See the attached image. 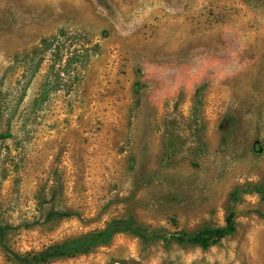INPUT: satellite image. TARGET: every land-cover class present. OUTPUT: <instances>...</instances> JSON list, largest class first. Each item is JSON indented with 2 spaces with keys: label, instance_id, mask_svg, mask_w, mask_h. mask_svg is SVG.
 <instances>
[{
  "label": "rangeland",
  "instance_id": "obj_1",
  "mask_svg": "<svg viewBox=\"0 0 264 264\" xmlns=\"http://www.w3.org/2000/svg\"><path fill=\"white\" fill-rule=\"evenodd\" d=\"M263 182L264 0H0V264L113 220L223 227ZM232 211L205 250L121 233L46 264H264V197Z\"/></svg>",
  "mask_w": 264,
  "mask_h": 264
},
{
  "label": "trees",
  "instance_id": "obj_2",
  "mask_svg": "<svg viewBox=\"0 0 264 264\" xmlns=\"http://www.w3.org/2000/svg\"><path fill=\"white\" fill-rule=\"evenodd\" d=\"M251 193L264 197V182L258 185L248 186L246 189H235L230 193L228 211L223 227L206 226L192 233L180 232L173 235H165L156 231L147 233L145 230L135 226L132 218L128 220H113L101 230L92 231L79 237L50 245L32 256H19L16 254H12V256L20 264H46L56 259L85 255L97 247L109 244L117 234L121 233H129L139 238L144 244L155 240H170L178 245H194L205 250L216 245L222 239L234 234L236 224L234 221L235 215L232 211L233 206L239 200L241 194ZM50 215L54 218L69 216L67 213L56 212H51ZM258 215L264 217L263 214L259 213ZM4 231L5 228L0 226L1 236H3Z\"/></svg>",
  "mask_w": 264,
  "mask_h": 264
},
{
  "label": "crops",
  "instance_id": "obj_3",
  "mask_svg": "<svg viewBox=\"0 0 264 264\" xmlns=\"http://www.w3.org/2000/svg\"><path fill=\"white\" fill-rule=\"evenodd\" d=\"M161 0H158V2H160Z\"/></svg>",
  "mask_w": 264,
  "mask_h": 264
}]
</instances>
